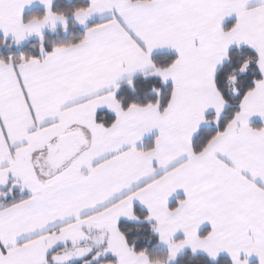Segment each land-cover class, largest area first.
I'll list each match as a JSON object with an SVG mask.
<instances>
[{
	"label": "snow or ice",
	"instance_id": "snow-or-ice-1",
	"mask_svg": "<svg viewBox=\"0 0 264 264\" xmlns=\"http://www.w3.org/2000/svg\"><path fill=\"white\" fill-rule=\"evenodd\" d=\"M252 258L264 0H0V264Z\"/></svg>",
	"mask_w": 264,
	"mask_h": 264
},
{
	"label": "crops",
	"instance_id": "crops-1",
	"mask_svg": "<svg viewBox=\"0 0 264 264\" xmlns=\"http://www.w3.org/2000/svg\"><path fill=\"white\" fill-rule=\"evenodd\" d=\"M34 10V8L33 9H28V10H26L27 12H31V11H33ZM254 123L258 126L259 125V120H256V121H254Z\"/></svg>",
	"mask_w": 264,
	"mask_h": 264
},
{
	"label": "rangeland",
	"instance_id": "rangeland-1",
	"mask_svg": "<svg viewBox=\"0 0 264 264\" xmlns=\"http://www.w3.org/2000/svg\"><path fill=\"white\" fill-rule=\"evenodd\" d=\"M251 264H256V260H255V258H252V260H251Z\"/></svg>",
	"mask_w": 264,
	"mask_h": 264
},
{
	"label": "trees",
	"instance_id": "trees-1",
	"mask_svg": "<svg viewBox=\"0 0 264 264\" xmlns=\"http://www.w3.org/2000/svg\"><path fill=\"white\" fill-rule=\"evenodd\" d=\"M34 10H35V9H34ZM34 10H33V11H34Z\"/></svg>",
	"mask_w": 264,
	"mask_h": 264
}]
</instances>
